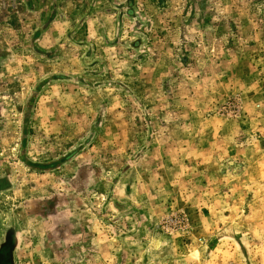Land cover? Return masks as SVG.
I'll use <instances>...</instances> for the list:
<instances>
[{
  "label": "rangeland",
  "instance_id": "1",
  "mask_svg": "<svg viewBox=\"0 0 264 264\" xmlns=\"http://www.w3.org/2000/svg\"><path fill=\"white\" fill-rule=\"evenodd\" d=\"M22 1L0 0L6 264H264V0Z\"/></svg>",
  "mask_w": 264,
  "mask_h": 264
},
{
  "label": "flooded vegetation",
  "instance_id": "2",
  "mask_svg": "<svg viewBox=\"0 0 264 264\" xmlns=\"http://www.w3.org/2000/svg\"><path fill=\"white\" fill-rule=\"evenodd\" d=\"M23 4H24V7L26 6V9L29 10L31 13H35L37 11V0H24V1H22L21 6ZM11 9H13V8L11 7ZM16 10H18V9L15 8L13 10V12H15ZM25 163L34 172H39L43 169V167H40L37 163H33L29 160H26ZM8 243L9 242H8L6 237H4L3 239L0 237V264H6L5 253H6V249L8 247Z\"/></svg>",
  "mask_w": 264,
  "mask_h": 264
}]
</instances>
